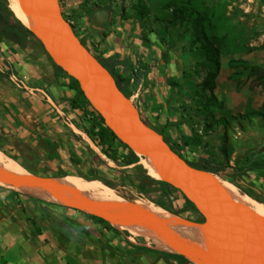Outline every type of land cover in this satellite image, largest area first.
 <instances>
[{
    "label": "crops",
    "instance_id": "crops-1",
    "mask_svg": "<svg viewBox=\"0 0 264 264\" xmlns=\"http://www.w3.org/2000/svg\"><path fill=\"white\" fill-rule=\"evenodd\" d=\"M108 20L109 26L107 22L102 28L79 22L76 36L123 81L127 100L146 126L163 130V135L188 136L176 111V87L184 72L179 58L140 21ZM13 79L22 87L15 86ZM74 100L70 82L41 52L0 39L1 154L22 165L28 152L54 146L60 159L101 161L104 156L80 131L89 126L87 117L70 110ZM241 152L245 155L249 150ZM250 163L255 167L241 175L232 169ZM234 166L228 163L222 173L264 208V152ZM0 264L191 263L82 213L0 185Z\"/></svg>",
    "mask_w": 264,
    "mask_h": 264
},
{
    "label": "rangeland",
    "instance_id": "rangeland-1",
    "mask_svg": "<svg viewBox=\"0 0 264 264\" xmlns=\"http://www.w3.org/2000/svg\"><path fill=\"white\" fill-rule=\"evenodd\" d=\"M172 1L59 0L66 15L63 20L73 23L75 35L78 32V23L85 22L89 25L88 16L96 10L108 12L110 21L116 18H139L138 21L146 32L153 33L161 45L169 48L179 58L184 67L183 80L176 87V111L180 115V123L186 125L192 139L187 142L182 157L189 163H195L212 156L218 163H223L226 154V165L230 163L234 166L243 161L245 155L242 150L254 152L264 142V80L261 79L264 75V0H208V4H212L217 9L216 12L223 15L225 29L241 47L239 53L219 55L218 70L210 92L201 85L204 73L201 70L194 71L195 58L194 47L189 39L190 26L180 22L174 14L170 7ZM4 5L6 0H0V27L1 21L7 19L1 9ZM109 24L110 22L106 26ZM76 38L83 44L80 36ZM31 46L39 51L34 40L26 43V47ZM86 49L88 52L93 51L90 46ZM93 57L101 60L99 56ZM229 61L243 62L251 67V70L240 64L230 68L227 65ZM150 128L169 143L180 137L178 133L163 135V130L153 126ZM120 150L119 148L118 152ZM233 154L235 159L231 158ZM14 164L28 175L51 179L77 177L84 181H96L111 190L118 200L124 203L150 205L160 209L146 200L152 195L156 185L151 182L154 179L147 175L138 160L135 165L124 167L105 157L101 161L93 157L82 161L70 156L60 159L56 147L49 146L43 152H28L22 165L17 162ZM226 177L222 171L219 173V179H224L223 181L235 188L233 182L228 181ZM240 191V194L257 202L255 197ZM176 203L177 205L171 208L173 211L184 208L181 201ZM52 204L64 208L56 203ZM176 217L189 222L198 220L190 212H182ZM119 230L152 246L148 239L138 234L133 233L132 236L124 230Z\"/></svg>",
    "mask_w": 264,
    "mask_h": 264
},
{
    "label": "water",
    "instance_id": "water-1",
    "mask_svg": "<svg viewBox=\"0 0 264 264\" xmlns=\"http://www.w3.org/2000/svg\"><path fill=\"white\" fill-rule=\"evenodd\" d=\"M15 1L29 23L27 30L32 38L49 61L75 82L103 126L136 157L146 158L157 181L179 192L200 216L201 222L197 224L169 214L176 224L197 228L202 247L176 235L166 221L147 208L135 203L92 202L57 184V179L28 174L15 176L0 170V185L34 198L37 196L31 190L40 189L54 203L100 219L117 230L118 227L143 229L168 248L169 253L191 264H264V221L230 198L214 175L188 166L159 134L140 120L108 72L73 35L69 24L60 16L57 0ZM88 22L102 28L108 22V13L96 10L88 16ZM262 152L264 142L254 153Z\"/></svg>",
    "mask_w": 264,
    "mask_h": 264
},
{
    "label": "trees",
    "instance_id": "trees-1",
    "mask_svg": "<svg viewBox=\"0 0 264 264\" xmlns=\"http://www.w3.org/2000/svg\"><path fill=\"white\" fill-rule=\"evenodd\" d=\"M171 3L172 4L170 5V7L174 11V14H176V16L179 18L180 22L188 24L190 26L191 35L189 39L191 40V45L194 47V71L201 70L204 73V79L201 85L202 87H204V89H207L210 92L212 90V81L215 78L218 70L219 55L239 53L241 52V47L238 43L236 44L235 38L229 35L228 30L225 29L223 15L218 14L216 12L217 9L213 7L212 4H208V0H173ZM1 9H3L2 11L6 15L7 19L4 18L1 21L2 25L0 27V39L9 41L20 48L26 47V43L29 40H34L31 34L12 16L6 5L2 6ZM137 20H139V18H137ZM72 33L76 37L75 32L72 31ZM79 42L83 46L82 42ZM34 43L37 45L39 51L45 56L35 40ZM45 58L51 64L53 69L56 70V72L64 76L70 82L75 92V100L72 102L70 110L77 111L80 116L87 117L89 121V126L86 129H81L80 131L106 159L124 167L135 165L137 163L138 157H136L129 149L118 142L116 138L111 134V132L103 126L99 116L89 107L87 102L79 93L75 82L71 78L67 77L61 70L55 67L46 56ZM95 60L108 72L110 77L113 79L116 88L127 99V96L123 92V89L121 87V83L123 81L113 72L111 66H109L102 60H98L97 58H95ZM239 64L243 65L245 68L248 67L249 70H251V67L247 66L243 62L229 61L227 63L230 68H235V66ZM261 79L264 80V75H262ZM191 139V133L188 136H180L173 143H169L167 140L162 138L163 142L169 147V149L181 160H183L188 166L219 177V173L227 167L225 162L227 159L226 154V159L223 163H218L212 156H208L205 160H197L195 163H189L182 157V151L186 147L187 142ZM119 148L121 150L118 152ZM254 156V152L253 154L252 152L245 154L244 159L241 163H246L249 158H252ZM253 167H255V165L250 163L246 167L236 168V166H234L232 169L235 174L241 175L243 172L248 171ZM226 179L228 181H232L229 177H226ZM151 182L156 185V188L153 191L152 195L148 196V198L146 199L148 202H150L153 206L176 216H178L182 212H190L198 218V220L193 221L194 223L201 222L200 216L195 212L192 206L181 196L179 192L157 180H151ZM235 188L237 189L236 186ZM238 191L240 190L238 189ZM178 200L184 204V208L178 211H173L171 208L173 205H177L176 202ZM62 209L74 213H79L67 208ZM87 217L99 224L107 225L100 219L91 216Z\"/></svg>",
    "mask_w": 264,
    "mask_h": 264
},
{
    "label": "bare ground",
    "instance_id": "bare-ground-1",
    "mask_svg": "<svg viewBox=\"0 0 264 264\" xmlns=\"http://www.w3.org/2000/svg\"><path fill=\"white\" fill-rule=\"evenodd\" d=\"M7 9L10 11L12 16L26 29H29V23L27 19L19 11L15 0H6ZM139 165L146 171L147 175L154 180H157V176L146 158L139 157ZM0 170L15 176L24 175L23 170L19 166H16L14 162L6 158L3 154L0 153ZM218 185L225 191V193L232 198L235 202L243 206L254 216L260 218L264 221V208L252 200L251 198L240 194L232 185L219 179L218 177H213ZM221 178V177H220ZM56 183L62 186H65L69 189H72L78 192L81 196L86 199L97 202V203H120L122 201L118 200L117 196L113 194L111 190L102 186L96 181H84L81 178L77 177H65L57 178ZM31 192L37 196L39 199L46 202H55L54 199L45 191L40 189H33ZM138 202V201H137ZM137 204V203H136ZM144 208H147L152 214H154L159 219L166 221L168 225L171 226V230L181 237L184 240L191 242L192 244L202 247V236L197 228H185L176 224L175 219L169 214L154 208L152 206H146L138 204ZM121 230L128 232L130 235L138 234V236L148 239L151 245L162 251L169 252V249L162 245L154 236L150 235L143 229L137 227H118ZM133 236V235H132Z\"/></svg>",
    "mask_w": 264,
    "mask_h": 264
},
{
    "label": "flooded vegetation",
    "instance_id": "flooded-vegetation-1",
    "mask_svg": "<svg viewBox=\"0 0 264 264\" xmlns=\"http://www.w3.org/2000/svg\"><path fill=\"white\" fill-rule=\"evenodd\" d=\"M57 4H58V8H59V12H60V16L64 19V17L66 16L64 13H63V11H62V9H61V6H60V2H59V0H57ZM108 13V12H107ZM108 19H109V13H108ZM80 19H78V21H79ZM109 21V20H108ZM66 22L69 24V26H70V28H71V30L74 32V25H73V23L72 22H70V21H68V20H66ZM197 224L198 223H200V222H196Z\"/></svg>",
    "mask_w": 264,
    "mask_h": 264
},
{
    "label": "built area",
    "instance_id": "built-area-1",
    "mask_svg": "<svg viewBox=\"0 0 264 264\" xmlns=\"http://www.w3.org/2000/svg\"><path fill=\"white\" fill-rule=\"evenodd\" d=\"M12 82L15 84L17 87H22L21 83L15 79L12 80Z\"/></svg>",
    "mask_w": 264,
    "mask_h": 264
}]
</instances>
